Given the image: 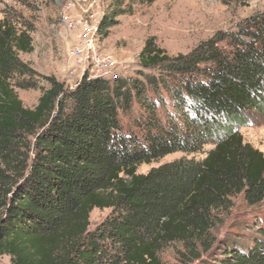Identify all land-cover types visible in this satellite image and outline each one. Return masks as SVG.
I'll list each match as a JSON object with an SVG mask.
<instances>
[{"label": "trees", "instance_id": "obj_1", "mask_svg": "<svg viewBox=\"0 0 264 264\" xmlns=\"http://www.w3.org/2000/svg\"><path fill=\"white\" fill-rule=\"evenodd\" d=\"M126 7L116 0L101 18L100 40ZM20 24L0 20V259L167 264L162 252L179 245L186 264L211 249L234 198L249 207L264 200V154L238 132L248 115L264 113V14L187 55L169 56L147 39L138 61L154 75L110 82L85 74L73 88L47 77L32 109L16 93L38 88L19 58L33 50L31 27ZM134 101L143 111L138 134L120 124ZM176 152L205 157L136 173ZM94 209L111 214L89 231ZM259 232L222 264H264Z\"/></svg>", "mask_w": 264, "mask_h": 264}, {"label": "rangeland", "instance_id": "obj_2", "mask_svg": "<svg viewBox=\"0 0 264 264\" xmlns=\"http://www.w3.org/2000/svg\"><path fill=\"white\" fill-rule=\"evenodd\" d=\"M116 0H0V20L6 15L21 21L23 29L31 27L33 50L19 54V58L33 69L36 75L32 82L36 89H16L24 107L32 109L41 95V88L47 87L46 78L54 77L73 88L83 75L96 77L97 70L76 66L71 58V37L66 30V18H81L87 21L101 18L109 12ZM131 12L117 18V24L102 40L96 36V49L114 62L110 70L119 78H140V73L154 75L155 69L139 66L138 56L147 39L169 56L187 55L195 47L219 33H234L237 27L250 17L264 14V0H122ZM123 9V6L122 8ZM221 47L225 44L221 43ZM85 69V71H84ZM142 109L133 102L130 112L120 114L124 131L140 133L136 121H140ZM244 143L264 154V113L248 115V124L238 128ZM207 146L205 150H208ZM205 154L176 152L149 164L137 167V174H147L151 169L181 158L203 159ZM111 214L110 209H94L89 216V231H93ZM264 227V200L255 206H247L238 196L233 207L223 217V224L213 233L214 243L200 258L186 264H222L226 252L235 254L239 248L253 245L261 238ZM185 251L179 245L167 247L162 259L167 264H185L179 253ZM229 252V253H230ZM227 253V255H230ZM190 257V256H188ZM182 260V261H180ZM0 264H11L3 256Z\"/></svg>", "mask_w": 264, "mask_h": 264}, {"label": "built area", "instance_id": "obj_3", "mask_svg": "<svg viewBox=\"0 0 264 264\" xmlns=\"http://www.w3.org/2000/svg\"><path fill=\"white\" fill-rule=\"evenodd\" d=\"M66 30L71 37V58L79 67H90L97 70L96 77H102L110 82L119 78L110 68L114 62L107 55L99 53L96 49L97 21H87L81 18H66ZM85 71V69H84Z\"/></svg>", "mask_w": 264, "mask_h": 264}]
</instances>
